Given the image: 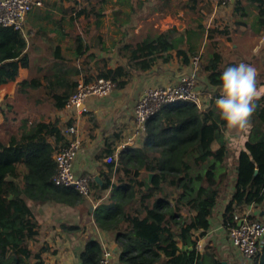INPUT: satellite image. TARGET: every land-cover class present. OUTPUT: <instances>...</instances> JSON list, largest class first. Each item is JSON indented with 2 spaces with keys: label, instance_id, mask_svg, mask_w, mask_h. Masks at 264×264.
<instances>
[{
  "label": "trees",
  "instance_id": "obj_1",
  "mask_svg": "<svg viewBox=\"0 0 264 264\" xmlns=\"http://www.w3.org/2000/svg\"><path fill=\"white\" fill-rule=\"evenodd\" d=\"M99 2L89 3L77 12L79 17L92 18L96 28L103 16L97 9ZM124 25L125 22L119 23L120 37L112 45L120 44L118 51L125 64L107 68L104 63L84 83L105 79L115 89H122L133 71L150 69L158 54H165L168 61L173 50L182 58L183 65H189L187 53L177 50L170 39L174 30L131 43L126 40L129 33L123 30ZM211 32L227 34L225 30ZM89 35L90 39L84 38ZM95 36L92 28L73 36L74 59L94 48ZM97 41L108 53L111 46H105L103 36H98ZM25 48L21 31L0 26V86L14 81L19 68L28 66ZM88 57L94 58V54ZM220 60V54L214 52L211 65L206 68L207 86L218 84L222 73L218 69ZM53 69L54 80L48 83V90H64L41 100L50 101L53 109L61 110L76 89L69 75L80 70L66 63ZM259 85L264 86V79ZM39 86L33 79L17 85L18 92ZM216 96L214 93L202 104L208 105L207 111L188 101L162 107L147 121L139 146L122 149L115 160L106 163L105 158L115 151L108 146L98 158L104 170H100V191L94 181L90 183L94 200L98 201L91 216L99 231L113 237L119 249V264L222 263L209 244L198 248V239L205 237L211 228L228 178L224 164L226 145L214 110ZM255 104L251 127L235 162L233 193L221 214V225L227 233L236 224L237 211L264 205V92ZM0 114L6 123L2 133L7 137L5 142L0 141V264H44L41 255L46 248L33 250L39 224L29 202L51 209L56 205L72 207L84 202V196L74 188L53 182L54 155L66 144L63 129L71 124H61L58 119L28 123L27 119L9 120L5 112ZM214 142L219 144L216 150L211 148ZM102 254L101 244L89 240L79 253V263L100 264ZM250 262L264 264V239Z\"/></svg>",
  "mask_w": 264,
  "mask_h": 264
},
{
  "label": "crops",
  "instance_id": "obj_2",
  "mask_svg": "<svg viewBox=\"0 0 264 264\" xmlns=\"http://www.w3.org/2000/svg\"><path fill=\"white\" fill-rule=\"evenodd\" d=\"M99 1L41 0L42 5L33 7L27 14L22 35L26 42L24 55L28 66L19 68L14 81L0 86V112H5L9 120H20L15 116L10 117L12 113L27 116L31 112L38 114L34 116L36 121H50L39 115L44 106L51 107L50 101H43L41 98L53 97L55 92L59 94L64 90L59 88L53 92L47 88L48 83L54 80L53 68L58 64L66 63L80 70L78 74L69 75V80L74 85L93 74L96 75L104 63L107 68L124 65L126 61L118 51L120 44L112 45L113 41L119 40L118 28L121 22H125L124 27L130 28L127 31L135 35L137 42L148 35L174 30L170 39L177 50L187 53L190 63L183 65L182 58L175 50L170 51L168 61H165V54H158L150 69L133 71L124 88H113L107 96L85 100V114L79 108H52L54 114L59 113L56 119L58 117L61 123H70L77 129L81 146L73 164V171L78 176L100 177V170H104V167L98 158L108 146L118 152L125 136L132 133L133 107L146 88L176 84L183 75L193 72L197 76L200 92L203 90V103L216 93L215 87L207 86L206 82V68L211 65L210 59L214 52L221 56L218 64L220 71L227 66L244 62L257 69V85L264 79V0H232L225 5H221L218 0ZM97 2V9L102 11L103 16L98 28H92L96 34L93 40L95 46L82 57L74 59L73 36L82 34L85 29L79 28L80 20L85 17H79L77 12L79 8ZM236 9L239 10L237 13ZM154 18L164 19L159 26L155 25L153 28H134L139 19L149 22ZM91 20L93 22L92 18ZM211 30H225L227 34H214ZM98 36H103L106 47L111 46L108 53L101 49ZM130 39L131 37L127 40ZM89 54H94V58L90 59ZM197 55L200 60L193 68L191 62ZM30 79L39 82L40 86L18 92V83ZM201 82L205 85V90ZM258 89L261 93L264 92V86L259 85ZM32 121L28 120V123ZM4 124V117L0 114L2 135ZM248 131L249 129L239 132L231 140L224 137V164L228 168V178L223 190L225 192L218 201L223 207L221 213L233 193L235 162L239 151L243 150ZM218 147L216 142L211 145L213 150ZM82 199L84 202L81 204L72 207L56 205L52 209L29 202L31 210L33 205L37 207V211L32 212L39 224V234L33 250L38 247L46 248L41 255L44 264H80L79 253L89 240L98 241L103 252H110L112 264H119V249L113 237L99 231L93 224L91 215L98 204L94 200V191L89 197ZM258 207L261 209L258 210ZM249 218L264 220V205H251L235 214L237 223ZM216 222L217 228L225 231L221 225V215L216 218ZM211 229L212 226L205 237L198 239V246L206 244L204 240ZM235 252L239 255L236 250Z\"/></svg>",
  "mask_w": 264,
  "mask_h": 264
},
{
  "label": "built area",
  "instance_id": "obj_3",
  "mask_svg": "<svg viewBox=\"0 0 264 264\" xmlns=\"http://www.w3.org/2000/svg\"><path fill=\"white\" fill-rule=\"evenodd\" d=\"M231 1L218 0L221 5ZM41 5V0H0V26L11 27L23 32L27 14L33 7ZM199 60V55L192 59L193 68L196 67ZM113 88L114 85L110 80L97 79L89 83L80 81L65 107L79 108L80 112L85 114L87 112V108L84 106L85 100L107 96ZM200 95L197 76L193 72L183 75L176 84L146 88L133 107L131 137L123 142L119 149H123L125 146H139L146 131L147 121L162 107L179 101H188L201 108L203 100ZM63 135L66 144L54 155L56 174L53 182L57 186L72 187L80 195L89 197L93 191L90 183L94 181V178L89 175L78 176L73 171V164L81 146L76 127L74 125L65 127ZM118 152L115 150L112 156L105 158V162L110 163L113 159L115 160ZM228 237L231 246L239 253L240 257L245 261H250L264 239V223L247 219L239 220L235 226L229 228ZM100 264H112L109 251L104 250Z\"/></svg>",
  "mask_w": 264,
  "mask_h": 264
},
{
  "label": "clouds",
  "instance_id": "obj_4",
  "mask_svg": "<svg viewBox=\"0 0 264 264\" xmlns=\"http://www.w3.org/2000/svg\"><path fill=\"white\" fill-rule=\"evenodd\" d=\"M258 71L247 63L227 66L215 86L217 96L214 110L218 126L226 140L251 127V117L256 109L255 100L262 94L258 87ZM208 105H201L207 111Z\"/></svg>",
  "mask_w": 264,
  "mask_h": 264
},
{
  "label": "rangeland",
  "instance_id": "obj_5",
  "mask_svg": "<svg viewBox=\"0 0 264 264\" xmlns=\"http://www.w3.org/2000/svg\"><path fill=\"white\" fill-rule=\"evenodd\" d=\"M80 2H81V0H80ZM163 19L164 18H154V20H150L149 22H142V20L139 19L138 24H136V26L134 28H142V29L149 28V27L153 28V26H155V25L159 26L160 22ZM79 28H95V26L93 25V22L91 19H89L87 21L85 19H83V20H80ZM129 29L130 28H127V27L123 28V30H129ZM129 37H131V39L127 40ZM84 38L90 39L91 35L86 36ZM110 39H111V37H110ZM126 40L133 42V43L137 42L135 40V35L130 34V32L128 34V37L126 36ZM201 83H202V86H204V90H205L206 89L205 85L203 84V82H201ZM202 93H203V90H202ZM202 93L200 92V94H201L200 96L202 97V100H203ZM58 114L59 113L54 114V111L52 110V107H50V106H44L43 112L39 113V115H42L44 118H48L50 120L56 119V116H58ZM37 115H38L37 113H31V112H29V114L27 116H23L22 114H18V113H12L10 117L15 116V117H18L20 119L26 118L27 120L36 121L37 119L34 116H37ZM57 119H58V117H57ZM61 124H65V123H61ZM13 128H15V125H13ZM64 129H63V131H64ZM130 137H131V134L126 135L125 138L123 139V142H125ZM0 140L6 141L7 137L4 134L3 135L0 134ZM126 147H131V146H125V148ZM119 150H122V149H119ZM224 192L225 191H222L221 194H224ZM222 208L223 207H221L220 203H218V206L214 212V216H213L212 221H211L212 229L209 232L208 236L205 238L204 242L206 244H210V246L212 245V248H214L216 255L218 256L219 259H221L222 262H226L227 264H251L250 261H245L244 259L239 257V255L235 252L233 247H231V245L229 243L228 233L217 228L218 225L216 222V218L222 214L221 213ZM260 209H261V207H258V210H260ZM32 211H34V212L37 211V207L35 205L32 206ZM254 220L258 221L260 223H264V220H261L258 218H254ZM201 244H203V242H201ZM199 248H201V246Z\"/></svg>",
  "mask_w": 264,
  "mask_h": 264
},
{
  "label": "water",
  "instance_id": "obj_6",
  "mask_svg": "<svg viewBox=\"0 0 264 264\" xmlns=\"http://www.w3.org/2000/svg\"><path fill=\"white\" fill-rule=\"evenodd\" d=\"M94 182L98 185L99 191L102 186V180L100 179L99 176H94ZM221 264H226L225 262H222Z\"/></svg>",
  "mask_w": 264,
  "mask_h": 264
}]
</instances>
